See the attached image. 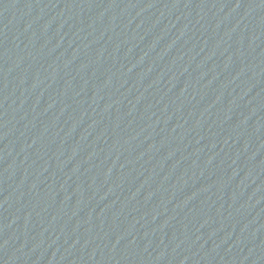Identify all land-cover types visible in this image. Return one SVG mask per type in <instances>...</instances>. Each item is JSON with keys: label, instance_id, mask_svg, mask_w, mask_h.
I'll return each instance as SVG.
<instances>
[{"label": "water", "instance_id": "water-1", "mask_svg": "<svg viewBox=\"0 0 264 264\" xmlns=\"http://www.w3.org/2000/svg\"><path fill=\"white\" fill-rule=\"evenodd\" d=\"M264 154V0H0V264H146Z\"/></svg>", "mask_w": 264, "mask_h": 264}]
</instances>
